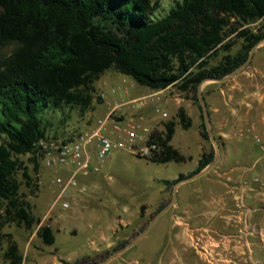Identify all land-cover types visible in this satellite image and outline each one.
<instances>
[{"label":"trees","instance_id":"16d2710c","mask_svg":"<svg viewBox=\"0 0 264 264\" xmlns=\"http://www.w3.org/2000/svg\"><path fill=\"white\" fill-rule=\"evenodd\" d=\"M160 2L0 0V46L11 48L10 53L0 54V247L7 240L4 258L8 264H23V256L12 235L3 234L2 229L16 224L32 230L40 221L21 192L19 174L35 193L39 185L21 157L30 155L38 174L39 143L48 139V111L68 105L87 113L97 93L95 83L108 70L153 91L177 87L192 95L201 111V82L230 74L264 39V0H180L166 16L154 20ZM238 44L240 48L232 53ZM221 53V60L212 65L211 60ZM177 116L184 129L191 128L192 119L183 107ZM200 117V135L210 141L202 112ZM176 125L171 120L165 130L155 129L150 142H157L159 149L140 157L159 164L186 161L170 144ZM214 157L212 146L194 172L163 184L172 190ZM168 203H161L157 213ZM144 210L142 206V214ZM38 235L46 245L55 243L50 225L41 226ZM89 262L90 258L63 261Z\"/></svg>","mask_w":264,"mask_h":264},{"label":"crops","instance_id":"0c3cea01","mask_svg":"<svg viewBox=\"0 0 264 264\" xmlns=\"http://www.w3.org/2000/svg\"><path fill=\"white\" fill-rule=\"evenodd\" d=\"M256 65L257 60H254L249 70L240 72L229 81L218 85L208 84L211 85L208 86L210 90L205 84L212 129L221 146L220 160L207 175L179 187L175 205L148 233L164 221L162 241L154 251L149 252V264H208L193 248L191 234L195 231L208 232L215 238L219 264H264V150L254 141L255 135L264 132V70ZM171 88L160 91L130 88L124 92V97L128 100L113 107L109 114L116 109L119 117L127 115L119 112V106L135 103L160 92L164 96H160L157 101L166 104L174 100L177 105L176 118L169 120L176 121L177 125L170 144L186 158V161L180 163H194L192 169L179 174L188 176L198 168L202 155L210 151L213 145L208 148L200 135L201 117L194 101L187 97L182 98L180 94L166 96L164 93ZM143 105L139 111L132 112L135 118L151 122L150 126L156 130H165L159 124L160 121L167 120L169 114L164 112L167 117L150 119L153 105H148L147 102ZM180 107L192 119V126L198 127L199 148L195 152L183 136L177 139V147L174 144L177 127L181 126L177 116ZM182 129L186 130L183 127ZM102 176L104 177L103 169L99 175L87 179L100 187L97 199L107 196ZM179 176L168 180H176ZM165 189L167 188L162 183L159 189L161 194ZM97 202L101 201H88L81 210L76 211L82 217L98 218L99 214L95 211ZM117 222L119 219H116ZM76 228L81 233L85 226L76 225ZM116 229L117 225L114 224L92 234L89 238V253L68 258L55 255L53 263H76L83 257H91L110 249L115 243L113 237Z\"/></svg>","mask_w":264,"mask_h":264},{"label":"rangeland","instance_id":"374dc122","mask_svg":"<svg viewBox=\"0 0 264 264\" xmlns=\"http://www.w3.org/2000/svg\"><path fill=\"white\" fill-rule=\"evenodd\" d=\"M179 1L161 0L152 18L155 20L166 16L170 9ZM253 26L257 28L258 24ZM239 48L240 44L233 48L232 53L237 52ZM10 51L11 48H2L0 46V54H8ZM223 55L224 53L219 54V56L211 60V64L216 65ZM254 60H257L256 66H260L259 68L264 70V45L258 48L251 64L245 70L250 69ZM252 71H254L253 68ZM208 84L218 85L219 83H206L209 89L208 86L211 85ZM95 86L97 93L93 105L87 113L81 114L78 107L68 105L63 106L61 109H54L47 112L45 121L47 123L48 140L67 141L97 128L100 122L109 116V112L113 107L128 100L124 97L126 90L129 91L130 88L134 90H146L145 87L138 85L131 77L119 74L115 70H108L96 81ZM203 91L205 94V89ZM164 94L166 96L180 94L182 98H190L192 96H187L185 93L179 91L177 87H172ZM160 96L164 95L161 94ZM209 96L211 97V94ZM157 98V96H153L149 99L138 100L132 104L119 106V112H124L127 115L119 117L117 111H115L111 118L117 123H121L126 119L121 123L124 127L134 124L137 125L138 123L149 126L151 122L139 121L132 113L133 111L142 109L144 107L143 104L147 102L148 105H153L150 111V119L163 118L164 112L169 114L167 120L160 121L159 126L164 128L165 124L171 121L169 119L176 118L177 105L174 100L165 104L157 101ZM196 107L199 114H201L197 105ZM200 122H202L201 119ZM181 137L190 145L192 151L195 152L199 148V133L196 125L188 130H183L181 126L177 127L174 140L176 147L178 145L177 139ZM205 145L209 148L212 143L211 141H206ZM21 158L39 185L38 190L33 193L25 184L24 177L20 173L19 179L22 182L21 192L31 204L34 215L40 221L32 230L19 227L16 224H10L2 229V233L12 235V238L17 242L20 254L23 256V264H54L53 258L55 255L68 258L80 256L83 253L87 254L91 249L89 245L91 235L116 224V234L113 237V240H115L114 245L99 254L91 257H83L82 259L90 258V262H97L109 257L120 249H116L120 243L127 242L125 244L127 245L146 228L157 214L161 203L171 200L172 190L165 189L162 194L159 191L163 181L173 179L179 176L180 173L186 172L194 167V163L190 161L186 163H154L146 158L140 157L129 149H118L102 163L104 177L102 176L101 179L107 188V196L105 198L100 196L101 198L97 199L99 198L100 187L96 183H92L91 180L89 182L87 180L95 176L82 177L81 183L92 187V189L86 193L78 192L72 198L70 210L65 211L59 205L55 207L53 212L49 213L54 192L56 191L52 180L57 173V169L45 166L41 157L39 160L38 174H35L34 165L29 161L30 155H25ZM94 186H96L95 189L93 188ZM95 199L96 201H101L97 202L98 207H95V211L99 214L98 218L93 219L89 216L88 218L82 217L80 212L76 211L81 210L82 206L88 201H95ZM142 206H145L143 214L141 213ZM116 219H119V222L116 223ZM43 225H50L52 227L56 238L55 244L46 245L39 237V226ZM76 225H82L85 228L79 233ZM163 227L164 221L162 220L136 246L127 250L109 264H149L148 254L154 251L161 243ZM7 245V240H5L0 247V264H8L4 258Z\"/></svg>","mask_w":264,"mask_h":264},{"label":"built area","instance_id":"2783aa9c","mask_svg":"<svg viewBox=\"0 0 264 264\" xmlns=\"http://www.w3.org/2000/svg\"><path fill=\"white\" fill-rule=\"evenodd\" d=\"M162 93L153 96H157V99L160 100ZM151 97L147 96L140 100ZM115 110L105 120L101 121L97 128L80 134L71 140L50 141L46 139L39 143L45 166L57 169L52 180L56 191L49 213L53 212L55 207L59 205L65 211L70 210L72 198L78 192L86 193L92 189V187L81 183L82 177L99 175L103 169L102 163L114 151L129 149L139 156H149L159 149L157 142H150L154 128L141 123L124 127L111 118ZM163 116L167 117V113H164ZM254 141L260 149L264 150V132L255 135ZM93 188L95 189L96 186ZM191 236L194 250L202 255L208 264H219L216 258L215 238L204 231L192 232Z\"/></svg>","mask_w":264,"mask_h":264},{"label":"water","instance_id":"95a60500","mask_svg":"<svg viewBox=\"0 0 264 264\" xmlns=\"http://www.w3.org/2000/svg\"><path fill=\"white\" fill-rule=\"evenodd\" d=\"M262 45H264V39H262L258 44H256L252 48V50L248 56V59L241 66L237 67L235 70H233L227 76H225L223 78H219V79H205L201 82V84L198 87V99H199L200 106H201V112L203 115L204 126L206 128V131L208 132L210 141H211V143L215 149V157H214L213 161L207 167H205L203 170H201L199 173H197L191 177L185 178V179L179 181L177 184H175L173 189H172V198L169 201V203L154 216V218L149 222V224L146 226V228L142 232H140L136 238H134L131 242H129L124 247L115 251L109 257H107L101 261L90 262L87 264H109L113 260L119 258L124 252H126L127 250L136 246L153 229V227L159 222V220L175 205V203L177 201L179 187L182 184L189 182V181L199 179V178L207 175L209 172H211L216 167V165L218 164V162L220 160V156H221V146H220V143H219V141H218V139H217V137H216V135L212 129L210 112H209L208 104H207L206 97H205V94L203 91L204 86L208 82H218V83L227 82L230 79H232L233 77H235L237 74H239L240 72L244 71L251 64L255 53L257 52L258 48L261 47Z\"/></svg>","mask_w":264,"mask_h":264}]
</instances>
